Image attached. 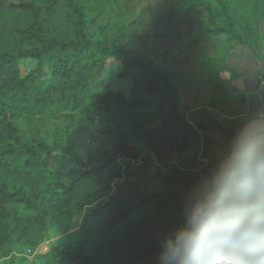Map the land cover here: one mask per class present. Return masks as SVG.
<instances>
[{
  "label": "trees",
  "instance_id": "16d2710c",
  "mask_svg": "<svg viewBox=\"0 0 264 264\" xmlns=\"http://www.w3.org/2000/svg\"><path fill=\"white\" fill-rule=\"evenodd\" d=\"M121 1L112 0L119 19ZM189 5L200 13L209 49L190 64H162L126 41L141 14L128 24L101 23L113 16L99 4L0 0V259L53 239L35 264H156L187 193L230 140L220 137L217 150L200 153L195 124L204 106L230 117L234 129L264 109V87L245 95L264 78V4H254L250 15L232 12L228 0L176 1ZM237 52L244 58L239 67L231 60ZM24 61L33 65L22 69ZM110 61L131 83L128 98L104 83ZM183 94L190 97L185 110ZM103 125L111 129L100 140ZM145 152L167 169L155 185L152 175L137 178L132 164ZM199 156L204 162L193 166ZM73 210L82 211L78 243L51 230Z\"/></svg>",
  "mask_w": 264,
  "mask_h": 264
},
{
  "label": "clouds",
  "instance_id": "9594fccd",
  "mask_svg": "<svg viewBox=\"0 0 264 264\" xmlns=\"http://www.w3.org/2000/svg\"><path fill=\"white\" fill-rule=\"evenodd\" d=\"M156 264H264V109L241 121L189 190Z\"/></svg>",
  "mask_w": 264,
  "mask_h": 264
},
{
  "label": "rangeland",
  "instance_id": "374dc122",
  "mask_svg": "<svg viewBox=\"0 0 264 264\" xmlns=\"http://www.w3.org/2000/svg\"><path fill=\"white\" fill-rule=\"evenodd\" d=\"M167 1L170 3H164L165 0H122L121 10L124 17L119 19L117 18V9L112 5V0H80V2L86 5L89 3L95 6L98 4L102 5L103 11L107 15L113 16L112 18H99L98 22L101 23L110 21L112 24L115 22L128 24L141 14V18L138 19L136 24L129 27L126 35L127 43L136 48L139 53L153 52L154 56L161 59L162 64L167 63V61L173 62L178 58H180L181 63L186 62L190 64L194 57L193 54L199 53V50L202 48L209 49L208 43L205 41L206 38L201 35L204 27L203 20L193 5L182 9L176 6V1L183 0ZM208 1L214 3V0ZM228 4L232 12L238 11L251 15L254 4H264V2L263 0H228ZM92 17L93 15H89V20ZM87 30L94 32L91 24L87 26ZM193 38L196 39L197 44L192 43L189 45L188 42ZM157 46H159V50H157ZM181 58L185 59L183 60ZM232 62L234 63V60ZM32 65L33 62L24 61L20 66L24 69ZM118 69L119 63L116 61L108 62L102 73L104 83L108 84L113 91H119L123 96L128 98L131 83L129 80L121 79L117 76ZM189 100V95L183 94L182 107L184 110L188 109L189 103L187 102ZM98 119V117L94 118V116H89L86 120L89 124L96 126ZM110 129L103 125L97 131L100 140L106 137ZM147 154L145 152L138 158H132V164L135 165V168L138 167L139 172L137 178L144 179L152 175V185H155L161 179V174L165 173L167 169L160 163H151L152 159L149 161L150 159L147 158ZM168 160L172 162L173 158H169ZM48 162L53 167L56 161L55 158H49ZM203 162V156H199L192 164L193 166H197ZM142 167L144 170H140ZM92 189L93 185L91 183L83 187L85 192H89ZM81 218L82 211L73 210L65 214L62 216L60 223L51 229L53 236L55 238L70 236L73 243H78L81 240V235L78 230ZM52 241L53 239L46 240L35 249H31L30 247L19 248L13 253L1 258L0 264H35V254L44 251Z\"/></svg>",
  "mask_w": 264,
  "mask_h": 264
},
{
  "label": "crops",
  "instance_id": "0c3cea01",
  "mask_svg": "<svg viewBox=\"0 0 264 264\" xmlns=\"http://www.w3.org/2000/svg\"><path fill=\"white\" fill-rule=\"evenodd\" d=\"M231 59L234 60L232 63L233 66H240L244 58L239 55V53H235L231 56ZM236 60V61H235ZM259 64V63H258ZM223 78L228 80L229 73L224 72ZM240 84V85H238ZM236 86L238 88H243V84L237 83ZM264 87V80H262L255 91L251 89H247L245 95L248 94H258L261 93L262 88ZM190 101V100H189ZM189 103V102H187ZM192 109V108H191ZM190 109V110H191ZM201 120H198L195 127L197 128L200 136H201V151L200 153H208L214 150H217V143L220 141V137H226L230 139L235 131L234 127L229 123L231 121L230 117H224L223 115L218 114L217 112L209 109L204 106V110L201 114Z\"/></svg>",
  "mask_w": 264,
  "mask_h": 264
}]
</instances>
